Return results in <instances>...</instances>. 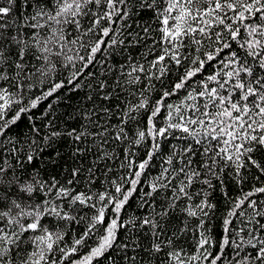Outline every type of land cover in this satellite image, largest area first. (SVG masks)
<instances>
[{
  "label": "trees",
  "instance_id": "obj_1",
  "mask_svg": "<svg viewBox=\"0 0 264 264\" xmlns=\"http://www.w3.org/2000/svg\"><path fill=\"white\" fill-rule=\"evenodd\" d=\"M0 8V264H264V0Z\"/></svg>",
  "mask_w": 264,
  "mask_h": 264
},
{
  "label": "bare ground",
  "instance_id": "obj_2",
  "mask_svg": "<svg viewBox=\"0 0 264 264\" xmlns=\"http://www.w3.org/2000/svg\"><path fill=\"white\" fill-rule=\"evenodd\" d=\"M215 6V5H214ZM219 8V7H218ZM1 9V8H0ZM5 9V8H4ZM214 9V8H213ZM1 11V10H0ZM2 11H4L5 12V10H3V8H2ZM7 11V10H6ZM178 12V11H177ZM208 13V12H207ZM217 13V12H216ZM0 14H1V12H0ZM5 14V13H4ZM9 14V13H8ZM51 16V15H50ZM206 17V16H205ZM4 18V17H3ZM188 18V17H187ZM186 18V19H187ZM215 18V17H214ZM217 19V18H216ZM222 19V18H221ZM229 19V18H228ZM173 20V19H172ZM208 21H209V19H207ZM63 21V20H62ZM184 22V21H183ZM201 22V21H200ZM211 22V21H210ZM209 22V23H210ZM5 23V22H4ZM181 23V22H180ZM190 23V22H189ZM208 23V24H209ZM205 25V24H204ZM220 25V24H219ZM222 25V24H221ZM226 25V24H225ZM44 26V25H43ZM214 26V25H213ZM173 28V27H172ZM174 29V28H173ZM205 29V28H204ZM198 30V29H197ZM206 30V29H205ZM102 31H104V30H102ZM209 31V30H208ZM207 32V31H206ZM106 33V32H105ZM209 33V32H208ZM184 34V33H183ZM223 47V46H222ZM217 51V50H216ZM216 70V69H215ZM58 85V84H57ZM14 97V96H13ZM8 116V115H7ZM152 130V129H151ZM157 130V129H156ZM153 136V135H152ZM11 205V204H10ZM12 208V207H11ZM18 208V207H17ZM18 210V209H17Z\"/></svg>",
  "mask_w": 264,
  "mask_h": 264
}]
</instances>
